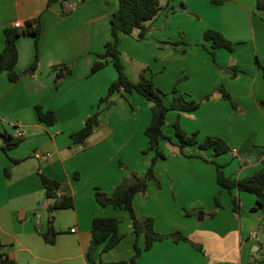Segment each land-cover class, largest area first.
<instances>
[{"label":"crops","instance_id":"0c3cea01","mask_svg":"<svg viewBox=\"0 0 264 264\" xmlns=\"http://www.w3.org/2000/svg\"><path fill=\"white\" fill-rule=\"evenodd\" d=\"M159 2L163 9L148 23L150 31L145 38L139 37L140 29L121 34L120 50L126 52L125 60L122 59L127 75L138 81L141 72L149 68L147 75L166 94L167 105L173 101L175 86L188 99L202 101L193 112L170 111L164 126L167 136H172L166 131L175 132L171 126L180 119L182 127L188 133L197 132L200 141L207 136L221 137L239 153L235 158L230 152L226 157L215 156L212 149L190 146L198 149L191 154L192 173L188 175L179 172L180 164L187 161L179 145L161 139V148L165 141L164 146L172 154L163 160H173L178 167L168 171V177H175L169 191L174 192L175 182L179 181L180 193L194 196L197 204L206 199L209 210L216 215L207 216L205 209L202 220L208 223L187 225L174 221L170 225L171 193L162 201L161 215L139 212L136 195L138 216L153 217L157 232L181 231L201 247L166 238L143 250L138 263L249 264L257 258L258 264H264V207L258 204L255 194L235 189L233 196L240 202L236 218L232 193L220 188L213 162L224 165L225 173L233 178L264 170V11L258 8V0ZM182 4L186 7L181 8ZM118 8L119 0H67L65 6L60 1L48 6V0H0V54L5 47L6 27L21 22L25 29L29 20L38 17L42 24L38 70L16 83L9 80L7 72H0V128L15 136L24 133L22 143L9 153L0 148V255L13 264H93L88 258L93 220L112 216L120 219V210L130 218L131 234L129 229L128 233L122 229L120 219L123 241L109 252L99 248L96 264L130 260L134 255L136 236L130 214L113 205L102 206L95 191L99 188L111 193L131 178V172L146 173L151 156L145 160L142 153L149 145L145 130L152 120L153 103L137 92H117L111 97L115 101L112 107L101 105L100 124L84 146L74 145L71 137L94 114L100 98L118 79L111 63L91 74L98 54L112 39L111 20ZM210 28L232 40L235 50L217 48L214 58L203 45L211 46L204 39V32ZM17 44L16 70L23 73L36 57L35 40L21 35ZM56 65L72 69V74L57 85L53 71ZM232 67L239 72L234 74ZM220 85L235 104L222 96ZM207 95L209 99H205ZM37 105L54 111L58 122L51 126L42 123ZM160 162L156 165L158 180ZM40 172L61 183L60 196H73L75 200L73 208L54 212V243L44 238L52 201L46 196ZM165 184L161 182L167 190ZM216 196L222 206L215 205ZM149 197L148 192L143 199L148 202ZM175 209L174 204L172 211ZM162 217L168 222L166 227ZM73 228L75 232L71 231ZM138 244L144 248L143 235Z\"/></svg>","mask_w":264,"mask_h":264},{"label":"trees","instance_id":"16d2710c","mask_svg":"<svg viewBox=\"0 0 264 264\" xmlns=\"http://www.w3.org/2000/svg\"><path fill=\"white\" fill-rule=\"evenodd\" d=\"M60 1L65 6L67 0H48V6L54 2ZM214 2L221 3L223 0H213ZM182 7H186L182 4ZM258 8L264 11V0H258ZM163 7L159 0H119V8L113 14L111 20L112 39L105 45V51L98 54V60L92 66L91 74H95L102 70L108 64H113L118 72V79L114 81L106 94V96L100 98L98 108L93 115L89 116L83 125V127L71 134L74 145H85L86 140L93 134L95 128L100 124L101 105L107 103L108 107H112L115 101L111 97L121 92L125 93L137 92L142 97L150 100L152 105V120L145 130V134L148 137L149 145L144 150V153L154 152V156L151 159V163L144 175L137 173L132 174L131 178L125 179L121 184L117 185L111 193H107L97 188L95 196L97 201L102 206L113 205L116 208H121L130 214L132 219L133 233L136 236L134 243V255L130 260L122 259L118 261L102 262L100 264H139L138 259L141 256L143 250H149L153 247L156 241L164 240L166 238H172L175 241L185 240L190 241L196 248L201 249L199 245L192 242L187 236L182 234L181 231L173 233L162 234L155 229V220L153 217L140 218L136 212L134 205L135 196L138 193H146L150 181L157 182L161 187V182L156 176V165L162 159L167 158V154L161 148V139H169L170 142L176 143L183 149L190 146H199L202 150L212 149L215 156L224 155L230 152L231 147L221 137L207 136L203 141L198 139V133H188L177 119L173 126L175 128V136H167L164 133V126L167 122V116L170 111L176 110L181 112H193L201 107L202 101L194 99H188L183 93L180 92L177 86L172 90L173 101L167 105L165 102V93L157 87L153 78L147 75L149 68H145L142 71L140 79L134 81L126 73V66L123 62L120 50L121 34H131L136 29H140L139 37L145 38L150 31L148 23L154 20L162 11ZM18 27L8 26L5 28V47L0 54V72H7L8 78L11 82H18L26 74H34L39 67V42L42 33L41 17L34 20H29L26 23L25 34L27 36L34 37L36 47V57L31 65L23 72L20 73L16 70V65L19 60L18 39L21 37ZM204 39L211 42V46L203 44L206 50H208L215 58V50L220 47H225L230 51L235 50V43L228 39L221 31L215 29H207L204 32ZM234 74H237L239 70L232 67ZM53 71L56 73V85L58 82L72 74V69L63 66L56 65L53 67ZM178 81H181L179 79ZM219 91L222 96L230 100L235 104L231 94L226 90L223 85L219 86ZM210 95H207L205 99H209ZM264 104V100H263ZM36 110L39 119L46 125H54L58 122L56 113L52 110H45L42 106L37 105ZM23 141L22 137L15 136L9 133L7 130L0 128V148L9 153L10 149L20 145ZM14 162H19L13 159ZM213 162L217 166V182L222 189H226L232 193L237 189L240 192H250L256 195L258 204L264 207V170L257 171L249 176L243 178H233L228 176L224 171V165L218 162ZM124 164V163H122ZM8 171V169H6ZM40 177L43 185L46 188V196L51 199L50 204V219L48 232L44 234V238L50 242H55L57 234L55 228V215L54 212L57 209L73 208L75 200L73 196H60L59 190L61 183L40 172ZM216 204L222 206L221 200L218 196L215 198ZM234 211L239 213L240 202L236 196H233ZM216 212H211V216H215ZM121 220L118 217H95L92 224V241L88 251V258L91 263L96 264L97 259L95 253L99 248H102L104 252H109L115 249L124 239V236L120 233ZM143 235L145 237L144 248L138 244L139 237ZM259 260L255 258L249 264H258ZM0 264H13V261H9L8 258H4L0 255Z\"/></svg>","mask_w":264,"mask_h":264},{"label":"rangeland","instance_id":"374dc122","mask_svg":"<svg viewBox=\"0 0 264 264\" xmlns=\"http://www.w3.org/2000/svg\"><path fill=\"white\" fill-rule=\"evenodd\" d=\"M181 8H185V7L181 6ZM128 51H130V50L128 49ZM125 54H126L125 51H123V52L121 51V56H122V58H124V60H125ZM141 74H142V72H141ZM141 74H140V76H141ZM173 127L174 126H171L172 130H173ZM166 133L168 135L171 134L173 137L175 136V134H173L174 133L173 131H171V132L166 131ZM164 144H165V141H163V146H162L163 148L162 149L165 151V153L167 155H169V156L172 155L171 152H169V148H166L164 146ZM190 149H192V150H190ZM197 149H196V147H187V148L183 149L184 151L182 152V154L186 156L187 161H186V163L180 164L181 170H179V172H182V173L186 172L188 175H190V173H192V168H191L192 163H191L190 158L193 157L191 154L195 153V151ZM226 155L227 154H224L222 156L226 157ZM142 156H143L142 158H144L145 160L147 159V157L151 156L149 158V160H150L154 156V152L151 151L149 153H144V151H143ZM230 161H231V158H230ZM150 163H151V160H150ZM173 165H174V168L171 167ZM124 166H125V164L122 165V167H124ZM158 169H160V172H161L160 180L162 182V185H164L166 183L165 186L167 185V190H166V188L165 189L163 188L164 186L159 187L157 182H155V181H151V182H155V183L149 182V186L147 188V193L149 192L150 197L148 199V202H146L145 199H143V197H147V193L137 194L135 202H136V206L139 209V212L140 211L155 212L156 214L161 215V212H163V208H162L163 202L162 201L164 199H167L168 193L169 194L171 193V196H172L171 200L172 201L170 202V204H171L170 209H171L172 215H171V222H169L170 225H172L174 221H177V222L182 223V224L186 223L187 225H195V224H199V223L200 224L208 223L209 221H205V220L200 221V219H199L200 212H204L205 209L207 210V216H211V211L209 210L210 205L208 204L209 202L206 199H203V201L200 204H197L196 202H194V196H192V195L189 197H187L186 195L184 196L182 194V192L180 193L181 185L179 184V181L175 182L174 192H173V190L169 191V186L171 184H172V188H173V183H174L175 177H173V175H169V177H168V173L169 172L171 173V172H173V170L175 171V169H178V167L175 165V162L172 160L170 163H168V161L162 159ZM127 170H129V169H127ZM134 173H137V172H134V171L131 172L129 177H132V174H134ZM170 178H171V180H170ZM168 181H170V183ZM155 184H157V185H155ZM214 203L216 205V202H214ZM174 204L176 205V209H175V211H172V207L174 206ZM179 213H181L182 215L179 216ZM184 213H186V215H183ZM123 214H124V216H123ZM119 215H120V219L122 220V229L126 233H128V229H129L130 234H131L132 230L130 227L131 221H130L129 216L127 215V213L125 211H122V210H120ZM237 217H238V213H236V218ZM162 222H163L164 227H166L168 224L166 218H163Z\"/></svg>","mask_w":264,"mask_h":264},{"label":"built area","instance_id":"2783aa9c","mask_svg":"<svg viewBox=\"0 0 264 264\" xmlns=\"http://www.w3.org/2000/svg\"><path fill=\"white\" fill-rule=\"evenodd\" d=\"M15 27L23 28V24H22L21 22H17V23L15 24ZM18 136H19V137H23V136H24V133H23V132H19V133H18ZM238 153H239V152H238V148H236V147L231 148V150H230V154H231V156H232L233 158L237 157V156H238ZM47 155H49V154H47ZM71 231H72V232H75L76 229L73 228Z\"/></svg>","mask_w":264,"mask_h":264},{"label":"water","instance_id":"95a60500","mask_svg":"<svg viewBox=\"0 0 264 264\" xmlns=\"http://www.w3.org/2000/svg\"><path fill=\"white\" fill-rule=\"evenodd\" d=\"M19 32L20 34L24 35L25 34V29L24 28H20L19 29ZM250 158L253 160V161H256L257 160V157L256 156H250ZM204 218V212H200L199 214V219L202 220Z\"/></svg>","mask_w":264,"mask_h":264}]
</instances>
